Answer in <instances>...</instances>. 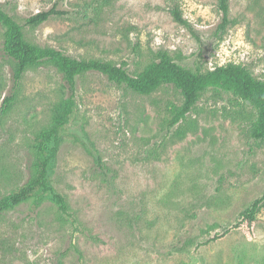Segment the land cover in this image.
<instances>
[{"label":"rangeland","instance_id":"rangeland-1","mask_svg":"<svg viewBox=\"0 0 264 264\" xmlns=\"http://www.w3.org/2000/svg\"><path fill=\"white\" fill-rule=\"evenodd\" d=\"M25 40L73 59L139 74L165 52L195 72L238 65L264 74V0H0ZM176 7L185 24L171 15ZM55 9L37 26L25 20ZM0 26V198L29 177L34 136L67 98L49 63L29 68L10 109L13 63ZM183 99L170 85L149 95L97 72L76 79L50 182L70 217L45 200L0 214V264H264V204L250 225L198 247L233 224L264 193V141L251 137L254 111L207 90L170 127Z\"/></svg>","mask_w":264,"mask_h":264},{"label":"trees","instance_id":"trees-1","mask_svg":"<svg viewBox=\"0 0 264 264\" xmlns=\"http://www.w3.org/2000/svg\"><path fill=\"white\" fill-rule=\"evenodd\" d=\"M218 8L221 11L222 24L225 25L228 15L227 0H218ZM61 13L55 9L39 12L27 18L25 25L37 26ZM171 15L177 23L185 24L176 7L171 10ZM0 26L4 28L2 51L13 63L12 89L14 90L10 96L4 98L1 106L3 113L10 109L18 84L26 71L45 62L59 71L67 92V98L55 110L52 123L34 136L30 147L33 162L29 177L24 184L0 198V214L13 210L27 201H31L32 210H35L47 200L60 214L70 217L65 198L50 182V171L60 147V131L68 123L73 112L76 79L88 72L100 73L109 82L140 95H149L166 85L175 88L180 93L183 103L180 107L171 106L170 127L184 120L196 105L200 94L207 90L230 94L248 104L254 111L255 119L251 127V137L255 141H264V74L262 80H256L243 67L233 64L203 73L195 72L177 64L165 52H159L156 61L149 63L139 74L131 76L124 68L109 62L73 59L55 49L42 48L27 42L22 26L1 6ZM263 204L264 193L253 200L238 215L233 224L221 233L207 238L198 244V247L217 242L241 226L250 225Z\"/></svg>","mask_w":264,"mask_h":264}]
</instances>
